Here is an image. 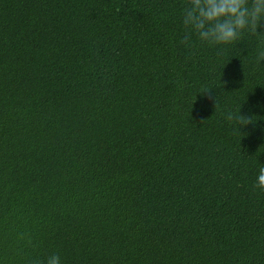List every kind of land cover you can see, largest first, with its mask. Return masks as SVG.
<instances>
[{
    "label": "trees",
    "instance_id": "obj_1",
    "mask_svg": "<svg viewBox=\"0 0 264 264\" xmlns=\"http://www.w3.org/2000/svg\"><path fill=\"white\" fill-rule=\"evenodd\" d=\"M181 3L0 0V264H264V36Z\"/></svg>",
    "mask_w": 264,
    "mask_h": 264
},
{
    "label": "clouds",
    "instance_id": "obj_2",
    "mask_svg": "<svg viewBox=\"0 0 264 264\" xmlns=\"http://www.w3.org/2000/svg\"><path fill=\"white\" fill-rule=\"evenodd\" d=\"M261 21H264V0H182L179 11V22L184 29L182 42L186 47H191L193 36L201 43L214 47L230 45L244 33L264 36ZM258 57L264 59V50L259 51ZM222 85L205 86L201 92L211 93L216 104L218 92L214 90L222 89ZM259 110H264V102L250 104L248 113L242 112L240 105L238 113H230L229 119L240 130L258 119L253 120V115H257ZM254 186L264 190V163L258 167ZM31 264H63V261L58 252H52L44 259L32 260Z\"/></svg>",
    "mask_w": 264,
    "mask_h": 264
}]
</instances>
